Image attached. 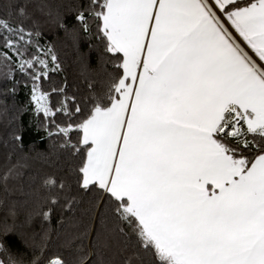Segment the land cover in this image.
<instances>
[{
	"label": "snow or ice",
	"instance_id": "6c2138e0",
	"mask_svg": "<svg viewBox=\"0 0 264 264\" xmlns=\"http://www.w3.org/2000/svg\"><path fill=\"white\" fill-rule=\"evenodd\" d=\"M37 13L64 27L46 0H0V76L30 82L37 131L79 158L76 185L101 231L75 238L89 243L71 262L47 255L45 232L31 264H105L101 248L118 264H134L129 249L150 257L141 264H264V0H83L75 21L95 26L110 60L79 100L42 88L60 64ZM26 167L0 172V189ZM42 187L54 190L38 213L48 222L66 185L49 175ZM63 200L70 211L79 197ZM12 231L0 223V264H21Z\"/></svg>",
	"mask_w": 264,
	"mask_h": 264
},
{
	"label": "trees",
	"instance_id": "16d2710c",
	"mask_svg": "<svg viewBox=\"0 0 264 264\" xmlns=\"http://www.w3.org/2000/svg\"><path fill=\"white\" fill-rule=\"evenodd\" d=\"M50 4L53 14L57 12L62 17L64 27H60L55 20L46 15L36 14L35 20L41 32L40 43L51 46L59 58L60 69L49 74L42 83L45 92L53 88H64L69 97L87 99L90 94L89 84L98 86L101 79V65L108 63L109 54L104 50V43L97 37L95 26L85 33L75 21L77 6L83 0H46ZM112 71L111 65L108 68ZM13 83L11 79L5 80L0 76V172L7 170L11 165L20 161L27 167L21 169L22 178L10 179L0 189V223H7L13 231L5 242L10 253L21 261V264H31L34 255V244L40 243L41 236L47 232L49 242L47 255H62L70 262L74 257L75 245L89 243V238L76 240L85 231L91 233L90 240L97 239V232L101 231L98 217L94 218L91 208L90 194L83 195L78 191L76 175L73 169L78 165L79 158H73L58 147V138H48L43 131H37V119L44 123L42 114L37 115L28 106L30 82L16 74ZM29 83V87H25ZM15 87V91L12 89ZM63 97L58 94L51 96L53 104ZM65 117L58 114L56 122L60 123ZM22 136L23 146H18L13 134ZM41 137H44L41 139ZM54 175L66 185L60 202L55 206L50 221L46 222L38 213L42 209L51 207L47 203L48 196L54 192L42 187L43 178ZM65 194L79 197L72 209L66 210L63 196ZM14 211L15 215H9ZM104 239L103 234L100 236ZM74 240L72 247H66V242ZM133 249L124 255L132 256L134 264L147 262L150 257L142 254L133 256ZM105 264H113L121 260L114 249L101 248Z\"/></svg>",
	"mask_w": 264,
	"mask_h": 264
}]
</instances>
